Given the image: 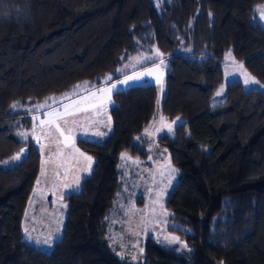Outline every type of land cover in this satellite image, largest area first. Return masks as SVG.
Segmentation results:
<instances>
[{
    "label": "trees",
    "instance_id": "16d2710c",
    "mask_svg": "<svg viewBox=\"0 0 264 264\" xmlns=\"http://www.w3.org/2000/svg\"><path fill=\"white\" fill-rule=\"evenodd\" d=\"M199 2L173 0L159 15L153 0H0V17H10L0 20V162L29 146L22 161L0 166V264H131L109 249L106 217L123 179L121 154L145 160V143L134 141L158 117L181 120L156 142L179 173L164 206L190 231L174 230L189 250L148 237L139 264H264V92L233 82L211 103L227 50L264 86V28L252 20L264 0ZM153 50L168 61L159 109L153 85L112 94L107 139L77 140L93 166L64 196L60 240L49 252L22 241L41 154L14 137L19 108L117 80L131 57Z\"/></svg>",
    "mask_w": 264,
    "mask_h": 264
},
{
    "label": "rangeland",
    "instance_id": "374dc122",
    "mask_svg": "<svg viewBox=\"0 0 264 264\" xmlns=\"http://www.w3.org/2000/svg\"><path fill=\"white\" fill-rule=\"evenodd\" d=\"M195 1L199 7V0ZM172 3L173 0H153L159 15L165 10H170ZM258 8L264 6L254 7L252 20L259 21L264 28V20L260 19L259 12H255ZM167 62L157 50L135 55L123 65L121 70L127 74L117 79L116 83L133 73L144 74L142 82L131 86L153 85L156 89V109H159L164 98ZM241 65L243 64L234 59L231 50L224 53L221 61L222 83L212 99V104H220L223 101L226 86L233 82H240L246 91L264 92V86L252 77L244 66L241 68ZM245 74L252 78L248 84L244 83L247 78ZM158 79L159 83H157ZM108 81L111 80H104L96 87L93 83H82L78 85L79 87L76 85L57 95L35 102L29 107L19 108V112L23 113L21 116L23 121L20 120L14 137L21 143H30L41 154L39 175L21 221V239L43 252L51 251L53 244L62 236L66 217V203L62 196L64 193L77 192L81 181L88 177L92 170L93 159L89 167L90 162L85 157L90 156L78 149L77 140L102 142L111 133L109 109L112 106V93L96 91ZM109 88L111 86L107 89ZM126 88L128 87L119 86V90ZM218 92H220L219 96H217ZM41 105L44 107L41 108ZM54 110L58 115H62L66 110L75 113L67 118L69 121L67 126L63 125L62 121H57L61 124L63 136L56 131L55 123H48L52 119L51 114ZM45 112L50 115H44ZM41 120L45 121L43 125ZM175 121L177 119L166 121L158 117L149 125L147 132L144 130L135 139L134 143L139 146H141L139 140L145 143L147 154L145 160L125 153V158L121 159L123 179L114 204L106 217L105 237L109 249L117 257L131 264L142 263L141 245L148 238L147 233H151L150 238L162 246L177 252L189 250L184 237L174 230L187 234L190 231L172 221L171 213L164 206L166 198L179 179V173L171 165L167 151L156 142L158 137L174 134L176 126L181 123L180 119L179 124H174ZM169 126H172L171 131ZM69 136L71 140L66 143L65 137ZM28 148V145L21 147L5 161L0 162V166L7 168L19 163L20 161L15 157L22 149L26 150V156ZM80 153L84 155L81 156ZM61 174L65 176L59 177ZM75 180L78 183L74 182ZM165 213L170 216H165ZM49 236H52L53 240L50 244H45L44 240Z\"/></svg>",
    "mask_w": 264,
    "mask_h": 264
},
{
    "label": "snow or ice",
    "instance_id": "6c2138e0",
    "mask_svg": "<svg viewBox=\"0 0 264 264\" xmlns=\"http://www.w3.org/2000/svg\"><path fill=\"white\" fill-rule=\"evenodd\" d=\"M255 12H259L260 13V19L261 20H264V8H258V9L255 10ZM255 12H254V15H255ZM240 67L242 68L243 65H241ZM120 71H121V69H117V72H120ZM148 74H150V73H148ZM142 75H144V74L133 73L132 75L125 76V78L123 80H120L118 82V84L117 83H114V84L111 85V88H109V89H100V91L101 92L108 91V92H110L112 94H119V86L123 85L125 87H130L132 84L140 83V82H142ZM245 75L247 77V74H245ZM111 79H112V76L111 75H109L106 78V80H111ZM250 79H252V78L251 77L245 78L244 83L245 84H248ZM159 82L160 81L158 79L157 80V83H159ZM77 87H79V86L77 85ZM219 95H220V92L217 93V96H219ZM12 107L15 108V107H17V105H13ZM40 107L42 108L44 106L41 105ZM44 115L48 116L50 114L47 113V112H45ZM51 115H52V119L50 121H48V123H55V129H56V131L59 132L63 136L64 135V132L62 131L61 124L60 123H57V121H62L63 122V125L67 126V124L69 123V121H68L67 118L69 116L75 115V113L72 112V111H67L66 110L62 115H58V114H56V111L54 110ZM44 123H45V121L41 120V124L43 125ZM73 123H75V121H73ZM179 123H180V121H179V118H178L177 121L174 122V124H179ZM169 130L170 131L172 130V126H169ZM145 132H147V129H145ZM97 135H101V134L100 133H97ZM70 140H71V137L70 136L69 137H65V142L66 143L69 142ZM77 151H79V150L77 149ZM25 152H26V150L25 149H22L21 152L15 157V159L17 161H22L24 159ZM80 155L83 156L84 154L83 153H80ZM124 158H125V156L122 153L121 154V159H124ZM85 159H87L90 162L89 167H91L92 158L91 157H85ZM226 203H229V202H226ZM164 215L165 216H170V214H168V213H165ZM169 227H174V226H169ZM25 231L27 232V229H25ZM147 235H148L149 238L151 237V233H147ZM52 240H53V237L52 236H49L47 239L44 240V243L45 244H50V242Z\"/></svg>",
    "mask_w": 264,
    "mask_h": 264
},
{
    "label": "crops",
    "instance_id": "0c3cea01",
    "mask_svg": "<svg viewBox=\"0 0 264 264\" xmlns=\"http://www.w3.org/2000/svg\"><path fill=\"white\" fill-rule=\"evenodd\" d=\"M119 80V79H118ZM118 80H111V81H108L107 82V84L105 85V84H103L102 86H100V87H98L97 89H96V91H98V93H100L101 91H100V89H107L108 87H110L112 84H114V83H116V81H118ZM112 95V94H111ZM64 174H61V175H59V177H62ZM65 176V175H64ZM74 182H77V180H75ZM78 183V182H77ZM77 183H76V186H77ZM81 184V183H80ZM71 188H72V186H71ZM68 194H71V193H68ZM67 193H64V196H66V195H68ZM63 195V194H62ZM61 195V196H62ZM64 196H62V199H64Z\"/></svg>",
    "mask_w": 264,
    "mask_h": 264
},
{
    "label": "clouds",
    "instance_id": "9594fccd",
    "mask_svg": "<svg viewBox=\"0 0 264 264\" xmlns=\"http://www.w3.org/2000/svg\"><path fill=\"white\" fill-rule=\"evenodd\" d=\"M4 18H10V17H8L6 14L5 16L0 17V20H3Z\"/></svg>",
    "mask_w": 264,
    "mask_h": 264
}]
</instances>
